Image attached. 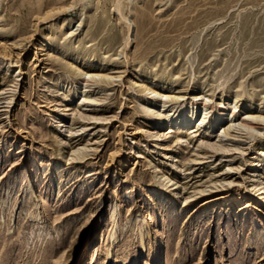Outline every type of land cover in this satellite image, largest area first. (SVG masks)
<instances>
[{"label": "rangeland", "instance_id": "rangeland-1", "mask_svg": "<svg viewBox=\"0 0 264 264\" xmlns=\"http://www.w3.org/2000/svg\"><path fill=\"white\" fill-rule=\"evenodd\" d=\"M197 88L264 113V0H0V264H264V121L147 122Z\"/></svg>", "mask_w": 264, "mask_h": 264}, {"label": "bare ground", "instance_id": "bare-ground-1", "mask_svg": "<svg viewBox=\"0 0 264 264\" xmlns=\"http://www.w3.org/2000/svg\"><path fill=\"white\" fill-rule=\"evenodd\" d=\"M119 5H120V2H117L116 6H117L118 10H119V7H118ZM60 11H63V9L60 10ZM49 12H52V11H49ZM62 13H64V11ZM49 15L47 13L48 17H49ZM45 20H46V18H45ZM46 38H47V36L45 35L44 36V40ZM5 56H7V55L5 54ZM10 66H11V64H10ZM10 66H6V70L11 69ZM197 90L198 91L196 92L195 96L190 100V103H187V102L185 103V102H180L179 101L177 103H172L171 106H168L169 103H170V100L168 101V98L170 96L168 97L167 95H165L163 93L162 94H157V92L155 93L154 91L150 92V93H152V95L158 96L160 98V100L159 101H156V100L152 101L151 100L152 101V105L156 107V111L154 112L152 110L153 112H151V115L149 116L150 119L147 122L152 121L154 125L161 123L162 125L167 126L168 130L174 131V132L175 131L179 132L180 130L184 129L185 127L190 126V128H192L193 130L194 129L197 130V131L198 130L199 131L203 130L206 133V132H210V131L215 130V128L219 129L220 128L219 127V122L221 123V121H223L224 118H227L228 127L226 129H223V127H222V129H223V133L222 134L224 136L231 137L232 135H231L230 131H232V130H240V129L241 130L242 129L253 130L254 128L251 126L252 125L251 122L264 121V113L263 112L262 113H257V114L255 113V115H252L250 113V114H246V118H243L241 121H239V119H238L237 120L238 122L236 121L237 122V124H236L235 123V117H236V114L238 112V103H239V101H238L239 98L238 97H236V98H234V100H231L230 102H228L227 107L224 108V109L219 108V106H218L219 104H217L216 106L208 107V105L204 102L202 104V106H203L202 113H200L198 115H195L193 111L191 113H189L188 112V105H190V107H192V109L194 107H196V105H197L196 100H198L200 98L201 94L204 91V89H202V88H197ZM170 99H173V98L170 97ZM84 101H87V100L84 99ZM151 109L149 108L148 110L150 111ZM236 139H238V138H236ZM261 158L264 159V154L261 156ZM0 181H2V179ZM167 184L169 185V182ZM170 186H171V184H170ZM253 191H254L253 193L261 201H264V185L259 184V183L254 184ZM155 255H156L155 253L152 254V259L153 260L155 258ZM157 256H158V254H157Z\"/></svg>", "mask_w": 264, "mask_h": 264}]
</instances>
